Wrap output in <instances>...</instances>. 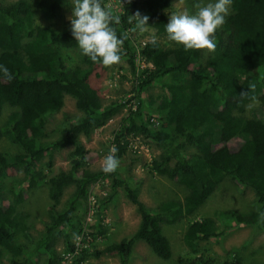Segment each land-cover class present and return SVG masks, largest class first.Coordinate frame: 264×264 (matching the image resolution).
Returning a JSON list of instances; mask_svg holds the SVG:
<instances>
[{"label":"trees","instance_id":"obj_1","mask_svg":"<svg viewBox=\"0 0 264 264\" xmlns=\"http://www.w3.org/2000/svg\"><path fill=\"white\" fill-rule=\"evenodd\" d=\"M68 1L0 2V65L14 74L9 82L0 72V118L4 106L12 108L0 122V138H8L17 148L13 154L0 151V264H38L39 259L42 264H87L111 253L117 255L118 264H128L136 241L144 242L157 258L168 259L171 246L162 225L183 219L187 222L181 239L188 252L178 264H217L200 242L217 237L223 229L213 217L194 219L193 214L223 180L251 189L255 205L247 213L228 209L225 216L255 231L264 230V0H233L230 15L213 38L216 49L211 53L205 49L203 62L199 58L204 50L186 52L176 43L164 48L158 41L153 45L150 40H135V21L129 23L128 18L137 11L149 17L147 28L167 37L166 9L171 0H114L120 2L111 7L121 22L112 26L118 37L127 38L121 62L110 68L82 55L70 31L36 24L35 9L51 20ZM101 3L111 5L110 0ZM118 69L128 71L118 77L130 81V96L103 103L90 77L103 70L115 74ZM154 84L161 93L143 100L144 90ZM251 84L255 90L241 98ZM65 94L73 98L80 114L57 127V136L46 141L45 124L60 110ZM253 100L259 102L262 115L243 116L244 106ZM130 101L134 108L130 104L120 117L109 147L118 149V159L133 140L153 147L148 170L182 186L181 199L148 207L135 197L132 179L118 169L105 174L101 168H89L80 136L89 138ZM235 138L240 142L231 149L228 142ZM69 147L68 169L49 173L53 151ZM16 170L20 178L6 183L4 179ZM99 180L108 183L109 191L96 196L98 211L86 225L88 230L87 189ZM39 183L45 184L51 203L42 230L33 237L25 222L28 214L18 207L27 188ZM68 187L72 191L57 207ZM118 189L135 205L138 220L127 237L110 241L100 213ZM224 263L241 264L240 257L235 252Z\"/></svg>","mask_w":264,"mask_h":264},{"label":"rangeland","instance_id":"obj_2","mask_svg":"<svg viewBox=\"0 0 264 264\" xmlns=\"http://www.w3.org/2000/svg\"><path fill=\"white\" fill-rule=\"evenodd\" d=\"M11 1L14 0H0V2L4 3ZM29 1L32 3L36 2V0ZM71 2L72 0H69L62 8L61 14L51 20L42 18L39 11L35 9L34 20L36 24H49L56 32H71ZM209 2H215V0H171L166 9L167 21L169 22L171 14H182L187 12L189 15H192L197 11L194 7L195 4L199 3L206 5ZM110 4L112 7H117L120 2L110 0ZM153 35L164 48L175 44V42L169 41L166 35L155 33L149 28H147V31L144 33L136 31L134 36L135 40L138 42L150 40ZM206 55L207 51L204 50L199 58L200 62L204 61ZM137 64L140 65L139 60H137ZM127 73L128 71L125 69H118L115 74L112 71L103 70L100 71L97 76L92 75L90 77V83L93 87L99 90L103 103H107L113 99L121 98L124 100L129 98L130 94L128 90L130 87V81H125V79H120L118 77L120 74L127 75ZM160 93V86L154 84L152 87L144 90L142 93V99L147 101ZM258 103L257 100L247 103L241 111L242 115H255L260 117L262 113L261 110L257 108ZM130 104H132V107L134 108L135 103L130 101L123 107L124 109L109 119L103 127L99 130L93 131L89 138L86 139L84 136H80V139L87 150L85 157L89 168H101V161L109 152L107 145L109 147L111 132L116 128L120 117L125 115V110ZM11 109L12 108L8 106L2 108V115L0 118L1 123ZM79 114L80 112L74 106L73 98L70 95L65 94L63 96L62 107L58 112L53 114L45 124L43 132L45 131L46 135L44 136V139H46V141L53 140L58 134L56 128L67 124L70 118L78 117ZM139 141L140 140H133L131 142L126 153L119 159L120 165L118 167V171L121 172L122 176H127L132 179L130 180V186L135 197L148 207H153L158 202L167 199H181L185 194V189L182 186L178 185L173 180H169L156 173H151L148 170L147 164L150 158L155 154V150L150 145H140V143H138ZM239 142L240 140L236 138L231 139L228 142V147L234 149L238 146ZM16 150L17 148L8 138H0L1 152L5 151L6 153L13 154ZM69 150L70 147L53 151L51 164L46 170H49V173L52 174L59 170L68 169L69 164L67 161V154ZM45 160L46 159H43L41 161L40 164L42 166L44 162H46ZM20 174L21 172L18 173L16 170L13 175L7 174L8 176L4 180L6 183H9L13 177L19 176L18 178H20ZM71 191L72 188H65L57 207H60L63 202L65 203V200ZM108 191L109 185L103 180H99L88 186L87 197L91 210H87V215L84 216V221H86V224L84 225L85 229H88L86 225L96 217L98 211V209L96 210V207L98 206V199L96 196L107 194ZM50 203L51 201L46 194L44 183H39L32 188H27L26 199L19 205L18 210L27 212L28 216L25 222L26 226H29V232H31L33 237L42 230L43 222L46 221L45 215L48 214L46 209ZM231 208H235L241 213L253 211L255 208L254 195L251 189L247 187L240 186L233 181L223 180L203 204L199 206L195 214H193L194 219L203 216H211L216 220L219 229H223L217 237L201 241L200 247L207 250L208 255L214 256L217 264H225L224 262H227L235 252L240 257L241 264H264V230L255 231L246 224L234 223L232 219H228L224 214L226 210ZM94 212L95 214L92 215ZM100 217L102 218V224L105 223L108 228L107 232H109L110 241H117L121 237H127V235L134 231L138 220V213L135 205L127 198L124 191L118 189V192L107 200L105 208L100 213ZM186 222L187 220L183 219L177 223H164L162 225L163 232L167 236L171 246V256L168 259L157 258L144 242L136 241L132 247L128 264H178L179 259L185 256L188 252L187 247L181 239ZM59 245L60 241L58 242L57 247ZM38 264H42L40 259L38 260ZM87 264H118V259L115 253H111L102 255L99 259L92 258Z\"/></svg>","mask_w":264,"mask_h":264},{"label":"clouds","instance_id":"obj_3","mask_svg":"<svg viewBox=\"0 0 264 264\" xmlns=\"http://www.w3.org/2000/svg\"><path fill=\"white\" fill-rule=\"evenodd\" d=\"M131 2V0H129ZM233 0H215L206 5L195 4L196 13L189 15L171 14L166 25L167 39L182 45L184 50H207L214 52L216 31L226 22L230 15ZM72 15L70 17L71 33L77 41L82 55L93 63H102L106 68L121 62V49L124 39L117 36L113 24H120L121 16L113 11L111 6H103L101 0H72ZM129 23L135 21V29L139 33L147 31L149 17L137 11L129 16ZM150 43H157L156 37L150 38ZM0 72L9 82L14 74L5 65H0ZM255 84L249 85V91H242L241 98H247L255 90ZM255 99V97H252ZM118 149L113 145L101 161V171L105 174L115 173L120 165L116 156Z\"/></svg>","mask_w":264,"mask_h":264}]
</instances>
